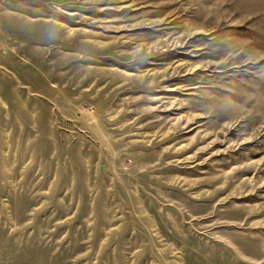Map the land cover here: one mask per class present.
Masks as SVG:
<instances>
[{
    "label": "rangeland",
    "instance_id": "1",
    "mask_svg": "<svg viewBox=\"0 0 264 264\" xmlns=\"http://www.w3.org/2000/svg\"><path fill=\"white\" fill-rule=\"evenodd\" d=\"M0 264H264V0H0Z\"/></svg>",
    "mask_w": 264,
    "mask_h": 264
}]
</instances>
